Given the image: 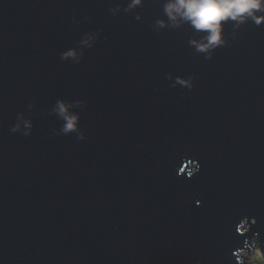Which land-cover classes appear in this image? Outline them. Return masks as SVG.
<instances>
[{"label": "water", "instance_id": "95a60500", "mask_svg": "<svg viewBox=\"0 0 264 264\" xmlns=\"http://www.w3.org/2000/svg\"><path fill=\"white\" fill-rule=\"evenodd\" d=\"M117 4L0 0V264H236L241 217L264 238V26L227 24L209 60L154 29L162 0Z\"/></svg>", "mask_w": 264, "mask_h": 264}, {"label": "clouds", "instance_id": "9594fccd", "mask_svg": "<svg viewBox=\"0 0 264 264\" xmlns=\"http://www.w3.org/2000/svg\"><path fill=\"white\" fill-rule=\"evenodd\" d=\"M145 5V0H126L125 4H117L110 9L112 15L131 13ZM163 16L154 22V29L157 31L165 29H181L185 26L192 29L200 35V39L190 40V44L195 47L197 53L205 55L206 59H212L215 51L229 44V39L225 36V26L232 25V36L235 37L238 30L248 24L253 23L256 26H264V0H162ZM137 21L143 19L142 15L137 13ZM100 38L99 32L90 31L85 44L95 43ZM75 50L62 53L61 59L68 57H77ZM167 79L173 80V75L168 74ZM194 76H176L172 87L183 86L191 90L195 87ZM30 104L29 107H34ZM55 111L66 121L63 126L65 134L69 132H79L78 140H84L85 133L80 131L79 116L71 115L68 112V105L63 100L57 102ZM21 121L23 127L21 126ZM34 124L30 119L18 116L16 123L12 126L11 132L21 133L24 136L32 134ZM188 168L187 175L192 177L200 171V165L197 162L189 160L188 163L180 169L183 173ZM202 202L197 200L199 206ZM258 221L254 217H241L236 232L245 237L242 246L233 251L236 264H264V238L260 231L253 232V226ZM251 233V235H249Z\"/></svg>", "mask_w": 264, "mask_h": 264}]
</instances>
